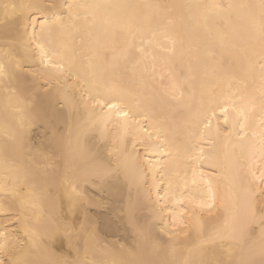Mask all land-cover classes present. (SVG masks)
<instances>
[{
	"label": "snow or ice",
	"instance_id": "snow-or-ice-1",
	"mask_svg": "<svg viewBox=\"0 0 264 264\" xmlns=\"http://www.w3.org/2000/svg\"><path fill=\"white\" fill-rule=\"evenodd\" d=\"M73 30L81 34L79 49L53 39L57 33L70 34ZM149 56L151 62L144 63ZM37 59L42 67L33 68ZM78 62L84 69L83 76L74 70ZM237 65L246 70L244 75L235 71ZM257 66L264 81V0H230L229 3L132 0L93 4L75 0H19L0 4V84L5 85L6 93L4 133L0 139V213L8 222L0 227V264H264V130L260 133L259 166L253 163L249 167L252 179L243 190L238 213L226 217L223 224L203 222L195 209H208V215L214 211L216 197L209 185L208 196L192 209L194 222L184 221L178 232L175 228L172 232L162 230L169 237L164 241L155 234L154 226L139 223L138 205L129 201L127 210L122 212L128 226L136 232L137 246L127 251L101 244L94 222L87 215L79 228L68 220V214L82 209L85 201L92 207H104L103 196L88 199L73 188L68 214L56 213L51 188L59 165L51 149L59 141L54 131L52 136L48 135L54 129L49 115L52 93L61 91L60 81L65 74L89 83L97 96L103 87L110 94L103 101L109 110L105 119L126 118L121 125L126 134L128 122L135 115L130 114L124 97L136 95L123 86L126 80L151 81L152 99L162 110L174 106L173 101L182 102L184 87L192 90L198 85L203 87L209 75L235 80L237 86L234 91L230 88L233 92L230 100L239 96L246 107L236 104L219 107L225 121L229 107L237 112L244 121L238 126L243 129L249 112L257 107L256 98L247 95L246 85V76ZM52 68L57 69V74L48 71ZM89 75L91 80L87 79ZM53 80L59 87L53 85ZM41 92L47 95L42 97ZM95 102L101 104L102 100ZM135 103L137 108L141 107L139 99ZM258 105L264 129V87ZM211 111L214 116L215 109ZM144 118L149 119L146 111ZM201 123L205 129L212 126L207 115ZM39 131L44 132V138L37 144L33 137L39 138ZM153 136L160 143H150ZM204 138L202 134L201 139ZM138 139L146 150H167L162 126H154L147 141ZM80 152L89 159L87 176L96 177L100 181L98 186L107 183L119 191L122 177L131 181V154L113 161L99 152L83 149ZM204 159L201 150L196 161ZM207 162L214 167L210 160ZM199 179L203 181L205 177L201 175ZM192 182L196 183L195 170ZM135 183L141 187L139 177ZM44 199L52 200L51 209L36 211ZM155 203L159 206L160 199ZM167 210L161 208L155 215ZM8 225L21 227L27 239L12 244ZM189 231L195 233V242L191 236L187 242H179V236H187ZM61 236L77 255L95 250V258L91 261L65 258L61 250L47 243ZM179 243H184L187 252L182 260L158 258L162 250L171 248L175 252Z\"/></svg>",
	"mask_w": 264,
	"mask_h": 264
},
{
	"label": "bare ground",
	"instance_id": "bare-ground-1",
	"mask_svg": "<svg viewBox=\"0 0 264 264\" xmlns=\"http://www.w3.org/2000/svg\"><path fill=\"white\" fill-rule=\"evenodd\" d=\"M14 2L19 0H0V4ZM75 2L122 3L132 0H75ZM134 2H146V0H134ZM158 2L229 3L230 0H158ZM80 35L73 30L70 34L57 33L53 39L57 43L67 42L70 46L79 49ZM150 62L149 56L144 63ZM32 67L42 66L37 59ZM74 70L83 76L84 69L80 67L79 62ZM48 71L57 74V69L52 68ZM235 71L239 75H244L246 70L242 71L237 65ZM129 76L131 77L132 74L129 73ZM87 79L91 80L92 77L89 75ZM52 83L55 87H59L55 80ZM60 83L63 85L61 91L52 93L54 99L51 101L49 115L54 129L48 132V135L52 136L54 131L59 141L58 145L51 149L55 151L53 159L59 165L56 182L51 188L58 215L68 214L69 196L73 188L88 199L97 200L103 196L104 207H92L85 201L82 209L68 214V220L79 228L87 215L94 222L101 244L115 245L127 251L137 246L136 232L128 226L127 217L122 212V209L127 210L129 201L138 205L139 223L154 226L155 234L164 241H168L169 237L162 230L172 232L175 228L178 232L184 221L194 222L192 209L202 198L208 196L209 185L216 197L214 211L208 215V209L201 210L198 207L195 209L203 222L223 224L226 217L240 211L243 190L252 179L249 175V167L253 163L259 166L260 133L264 130L260 124L261 113L258 105L264 81L260 78L258 66L246 76L247 95L256 98L257 107L249 112V120L243 129L238 126L244 121L237 112L229 107L228 120L225 121V114L219 107L220 104L246 107L245 101L239 96L235 100H230L233 94L230 88L234 91V86H237L235 80L229 81L209 75L205 78L203 87L198 85L195 90L184 87L182 102L177 104L173 101L174 106L165 107L163 110L160 104L152 99L151 81H141L138 78L126 80L123 86L136 94L124 97L130 114L135 115V119L128 122L127 134L121 127L126 118L112 116L111 119H105V114L109 110L103 106V101L109 99L110 94L103 87L99 89L100 95L97 96L89 83L67 74L61 78ZM4 87V84H0V139L3 138L4 133L3 97L6 95L3 91ZM40 95L44 97L47 94L41 92ZM96 99H101L102 103L96 104ZM137 99L141 104L139 108L135 103ZM44 103L47 105L48 101L45 100ZM211 109H215L214 116ZM145 111L149 119L144 118ZM205 115L212 120L210 129H205L201 123ZM117 121L120 123L118 124ZM145 125L147 128L141 127ZM154 126L163 127V134L167 136L168 141L167 150H146L140 145L138 138L147 141L148 133L153 131ZM245 131L247 135H244ZM202 134L205 136L204 139H201ZM43 138V131H39V138L33 137L37 144ZM133 143H136L135 150ZM150 143L155 144L160 141L153 136ZM45 145H48L47 140ZM81 149L91 153H102L106 159L113 161L117 157L124 158L131 154L132 158L129 160L131 181L122 177L119 191L112 189L107 183L98 186L100 181L96 177L87 176L89 159L81 155ZM201 150L205 159L197 163L196 157L201 154ZM208 160L214 167L209 166ZM194 170L196 183L192 182ZM201 175L205 177L203 181L199 179ZM138 177L140 188L135 183ZM169 182H171L170 188ZM158 198L159 206L155 203ZM51 207L52 200L44 199L41 207L36 211L47 212ZM161 208L168 210L156 216L155 213ZM7 223L3 219V213H0V227ZM8 227L11 230L12 244H16L17 241L22 243L27 239L21 227L12 225ZM189 236L192 237V242H195V233L191 231L187 236L181 234L179 242H187ZM47 243L51 248L61 250L69 260L91 261L97 254L95 250H90L87 254L82 251L77 255L69 247L67 239L62 236ZM186 255L184 243H179L175 252L171 248L162 250L158 258L180 261Z\"/></svg>",
	"mask_w": 264,
	"mask_h": 264
},
{
	"label": "rangeland",
	"instance_id": "rangeland-1",
	"mask_svg": "<svg viewBox=\"0 0 264 264\" xmlns=\"http://www.w3.org/2000/svg\"><path fill=\"white\" fill-rule=\"evenodd\" d=\"M41 132V131H40Z\"/></svg>",
	"mask_w": 264,
	"mask_h": 264
}]
</instances>
